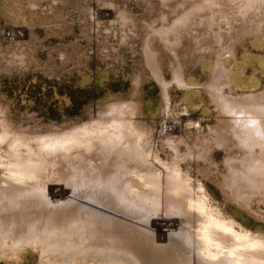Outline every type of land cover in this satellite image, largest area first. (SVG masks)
<instances>
[{"label": "rangeland", "instance_id": "374dc122", "mask_svg": "<svg viewBox=\"0 0 264 264\" xmlns=\"http://www.w3.org/2000/svg\"><path fill=\"white\" fill-rule=\"evenodd\" d=\"M220 63L229 74L220 90L227 101L247 105V99L264 97V0H0V120L7 128L33 144L37 135L107 120L111 106L127 104L121 117L160 182L153 191L132 172L136 196L158 197L151 219L161 231L152 220H136V227L166 256H176L173 241L182 235L200 238L207 214L177 212L168 196L167 173L177 169L191 202L205 199L207 209L234 230L258 240L232 255L233 241L223 239L218 255H230L232 264H264V147L248 151L260 175L237 173L230 185L227 161L240 162L247 149L233 133L232 115L208 87ZM257 116L264 125V110ZM219 131L226 134L224 145L217 142ZM73 155L84 153L76 148ZM1 165L0 177H6ZM66 169L52 164L36 181L70 193ZM166 233L164 244L156 240ZM13 235L0 239V264H138L135 255L101 245L84 254L39 237L15 242ZM190 259L199 263L195 251Z\"/></svg>", "mask_w": 264, "mask_h": 264}, {"label": "bare ground", "instance_id": "6f19581e", "mask_svg": "<svg viewBox=\"0 0 264 264\" xmlns=\"http://www.w3.org/2000/svg\"><path fill=\"white\" fill-rule=\"evenodd\" d=\"M176 79L181 80L179 70ZM228 79L229 74L220 63L208 87L222 110L232 115L233 133L239 145L247 149L240 162L227 161L232 185L236 183L237 173L247 171L254 177L260 175V168L253 163L248 151H252L255 144L264 147V125L257 116V112L264 110V97L247 99V105L227 101L220 90ZM127 107V104L111 106L107 120L73 132L37 135L32 139L33 144L23 143L24 136L12 133L0 120V143L5 141L7 148L6 160L0 157L6 171V177H0V239L13 234L18 236L17 240L12 239L15 242L22 237H39L49 246L66 251L78 249L84 254L101 245L135 255L138 264H147L146 257L153 259L151 264H190L194 251L198 264H232L234 258L230 255H218L223 239L233 241V249L229 251L232 255L238 246L258 245V240L248 231L234 230L230 221L207 209L205 199L191 202L190 188L178 177L177 169L167 173V193L175 204V211L189 217L196 214L199 218L201 212L207 214V220L200 226V238L194 240L182 235L173 241L178 249L176 256H166L155 247V240L146 230L136 227V220L144 223L152 220V226L161 231L159 221L151 219L158 210V197L136 196L130 190L132 172L142 175L144 182L149 183L147 188L153 191L158 190L160 182L138 144L137 134L121 117ZM226 141V134L219 131L218 144L224 145ZM76 148L84 153L82 157L73 155ZM11 156L15 159L11 160ZM59 163L66 165L65 179L71 186L70 193L62 187L46 190L45 185L36 181L49 166H59ZM168 239L167 233L156 238L161 243Z\"/></svg>", "mask_w": 264, "mask_h": 264}, {"label": "built area", "instance_id": "2783aa9c", "mask_svg": "<svg viewBox=\"0 0 264 264\" xmlns=\"http://www.w3.org/2000/svg\"><path fill=\"white\" fill-rule=\"evenodd\" d=\"M14 32H12V34H13Z\"/></svg>", "mask_w": 264, "mask_h": 264}]
</instances>
